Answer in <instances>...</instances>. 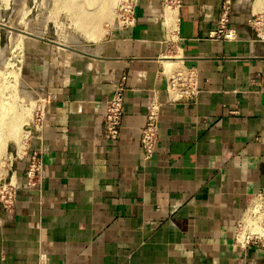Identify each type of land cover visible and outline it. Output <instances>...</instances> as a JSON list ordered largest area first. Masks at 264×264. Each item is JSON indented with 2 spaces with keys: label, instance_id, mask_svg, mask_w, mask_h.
Returning <instances> with one entry per match:
<instances>
[{
  "label": "crops",
  "instance_id": "crops-1",
  "mask_svg": "<svg viewBox=\"0 0 264 264\" xmlns=\"http://www.w3.org/2000/svg\"><path fill=\"white\" fill-rule=\"evenodd\" d=\"M180 1L136 0L132 25L53 68L42 125L12 154L20 186L14 211L0 206V264H264L262 250L234 243L249 199L264 195V40L250 24L264 0H232L233 41L220 32L224 0ZM180 68L199 93L170 102ZM119 84L122 126L107 141L102 117ZM153 99L159 132L146 160ZM32 152L42 181L29 189Z\"/></svg>",
  "mask_w": 264,
  "mask_h": 264
},
{
  "label": "rangeland",
  "instance_id": "rangeland-1",
  "mask_svg": "<svg viewBox=\"0 0 264 264\" xmlns=\"http://www.w3.org/2000/svg\"><path fill=\"white\" fill-rule=\"evenodd\" d=\"M126 1L130 3L0 0V118L7 129L2 132L6 140L0 178H10L12 154L22 151L28 128L40 117L45 104L43 89L53 68L61 58H75L101 43L117 25L119 9ZM259 15L252 16V21ZM11 121L18 123L14 137L8 131Z\"/></svg>",
  "mask_w": 264,
  "mask_h": 264
},
{
  "label": "built area",
  "instance_id": "built-area-1",
  "mask_svg": "<svg viewBox=\"0 0 264 264\" xmlns=\"http://www.w3.org/2000/svg\"><path fill=\"white\" fill-rule=\"evenodd\" d=\"M136 0L123 5L119 9L117 26H130L134 23V4ZM167 5H180V0H164ZM223 17L221 19V30L226 40H236L238 33L236 29L226 27L229 23L232 12V0H224L222 3ZM250 24L255 29L259 38L264 40V15L260 14ZM166 90L170 102H179L196 98L199 93L195 74L187 68H180L174 72L166 83ZM126 88L119 84L114 88V92L105 103V112L102 117L103 131L102 137L107 141H115L120 135L122 120L124 116V95ZM161 104L153 99L148 102L145 124L141 131L140 143L143 147L145 159L150 160L154 155L155 146L158 140L159 117ZM44 120V107L41 110L34 130H38ZM32 127H29L23 150L29 136L32 134ZM17 155V154H16ZM42 181L41 157L37 152L29 155V165L26 171L24 186L29 189L39 187ZM19 182L10 176L8 180L0 178V206L6 212L14 211L19 190ZM234 243L242 249L256 247L264 252V195L252 196L248 204L236 222L234 232Z\"/></svg>",
  "mask_w": 264,
  "mask_h": 264
},
{
  "label": "bare ground",
  "instance_id": "bare-ground-1",
  "mask_svg": "<svg viewBox=\"0 0 264 264\" xmlns=\"http://www.w3.org/2000/svg\"><path fill=\"white\" fill-rule=\"evenodd\" d=\"M260 1H262V0H256V3H259ZM84 22H86V21H84ZM83 22V23H84ZM69 45V44H68ZM67 45V46H68ZM66 50H67V48H65ZM87 50V49H86ZM67 52H68V50H67ZM85 52V51H84ZM88 52V51H87ZM76 53V52H75ZM79 54V53H78ZM77 55V54H76ZM80 55V54H79ZM75 56V55H74ZM17 120V119H16ZM17 121H15V123H16ZM4 123V122H3ZM11 123L13 124L14 122H12L11 121ZM11 123H10V125L8 126V128H9V132L12 134V136L13 135H15L16 136V133H18L17 132V129H18V123L17 124H13L12 126H11ZM3 125H6L5 123L4 124H2V121H1V118H0V158H1V156H2V154L4 153V149H5V138L3 137V135H2V132H3V130H5L4 128H5V126H3ZM5 131H7V129L5 130ZM5 133V132H4ZM3 133V134H4ZM8 133V132H7ZM8 136H9V134H7ZM5 136V135H4ZM10 137H11V135H10ZM14 137V136H13ZM17 138V137H16ZM5 139V140H4ZM15 139V138H14ZM1 164V163H0Z\"/></svg>",
  "mask_w": 264,
  "mask_h": 264
}]
</instances>
